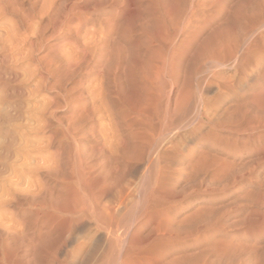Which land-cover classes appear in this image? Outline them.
Here are the masks:
<instances>
[{"label":"bare ground","instance_id":"1","mask_svg":"<svg viewBox=\"0 0 264 264\" xmlns=\"http://www.w3.org/2000/svg\"><path fill=\"white\" fill-rule=\"evenodd\" d=\"M228 1L0 0L36 80L2 114L0 264H264V0Z\"/></svg>","mask_w":264,"mask_h":264},{"label":"rangeland","instance_id":"2","mask_svg":"<svg viewBox=\"0 0 264 264\" xmlns=\"http://www.w3.org/2000/svg\"><path fill=\"white\" fill-rule=\"evenodd\" d=\"M241 1H243V0H241ZM249 0H246V2H248ZM253 1V0H252ZM257 1L259 2H261V0H254L253 1V3L255 2V3H257ZM239 4V3H243V2H240V0H230V1H228V3H227V5H228V7H231V6H234V4ZM245 2V1H244ZM249 2H251V0L249 1ZM234 3V4H233ZM252 3V2H251ZM233 4V5H232ZM242 5V4H241ZM2 11V12H1ZM6 12L5 11H3L1 8H0V117L1 118H3L2 119V121H1V118H0V122H2V124H0V140L2 141V139H3V137L5 136V133H6V130H7V127H8V124H6L7 123V121H10L9 119H8V114H9V111H11L10 113H12V108H11V100H12V98H11V95H10V90H9V87L10 86H17V87H19L20 86V88L22 89L23 88V86H24V88L22 89L23 91H28V90H33V88H35V83H36V80L33 78V76L34 75H32V74H34V73H32V69H33V72H34V65H32V62L30 61L29 62V59H28V57H26L27 55H28V50H29V45L25 42V41H23V40H21V39H24V37L23 36H26V35H23L24 33V31L19 27V26H15V25H17V24H13V22H15V21H17V23H18V18H17V16H15L14 14H10V13H8L7 12V14H5ZM13 21V22H12ZM12 24H13V26H15V27H18V28H15V27H13L12 26ZM13 28H15V29H17L18 31H17V33H16V30H13ZM6 29V30H5ZM30 29V28H29ZM10 30H11V33L12 32H14L16 35H17V37H18V39H16L17 37H16V35L15 34H11L10 33ZM7 31H9V33H6ZM29 31L30 30H27L26 32L29 34ZM23 33V34H21V33ZM7 34H10V35H7ZM4 35H5V37H4ZM7 36H9V39H10V37L12 38L13 36H15V39H14V37H13V39L11 40L12 42H10V40L8 39V37ZM21 37H23V38H21ZM5 38H7L8 40H4ZM23 41L24 43H22V42H20V43H22V46H21V44L19 43V41ZM16 41H18V43H16ZM15 43H16V45L18 44L20 47H22V49L17 45H15ZM28 45H26V44ZM16 46V47H15ZM13 47H15V48H13ZM18 47V48H17ZM25 50V51H24ZM27 50V51H26ZM26 52V53H25ZM24 54H26V56L24 55ZM23 59V60H22ZM2 61V62H1ZM31 63V64H30ZM3 64V65H2ZM17 67V68H16ZM6 69V70H5ZM16 69V70H15ZM4 70V71H3ZM13 70H14V72H13ZM8 71V72H7ZM16 71V72H15ZM18 71L19 72H21V73H19V75H16V74H18ZM11 72H13L14 73V78L16 79V80H18V81H15L14 80V78H11L10 79V75H9V73H11ZM16 73V74H15ZM5 74V75H4ZM3 75V76H2ZM21 75V76H20ZM32 75V76H31ZM7 78H6V77ZM24 76V77H23ZM30 76H31V78H30ZM9 77V78H8ZM19 77V78H18ZM21 77V78H20ZM28 77V78H27ZM3 78V82L1 81V79ZM30 78V79H29ZM13 79V80H12ZM246 78H244L243 76H239V77H237L236 78V81L239 83V84H241L242 86H245L244 88L245 89H247L249 86H250V81H249V79L247 78L246 80H245ZM20 80H22V81H20ZM23 80L25 81V82H23ZM27 81H28V83H27ZM35 83H34V82ZM241 83H240V82ZM243 81V82H242ZM8 82V83H7ZM16 82H18L17 84H16ZM23 84H22V83ZM32 82V83H31ZM3 83V84H2ZM19 83H21V84H19ZM26 83V84H25ZM33 83H34V85H33ZM4 84H6L5 86H4ZM246 84V85H245ZM32 85V86H31ZM28 86V87H27ZM30 86V87H29ZM3 87V88H2ZM6 87V88H5ZM27 87V88H26ZM8 88V89H7ZM27 89V90H26ZM7 90H8V92H7ZM8 93H9V95L10 96H8ZM9 97V99H8V97ZM25 97V96H24ZM22 98V97H21ZM37 100L39 101H37V102H35V103H33L34 105H38V106H41V102L42 101H40L41 99L40 98H37ZM39 103V104H38ZM34 105L32 106V107H34ZM10 107V108H9ZM8 109H10L9 111H8ZM22 109V108H21ZM7 110V111H6ZM25 110V109H24ZM24 110H20V109H17V112H20L21 111V113H19L20 114V116H21V114L23 113V115H24ZM32 110H33V112L35 111V107L34 108H32ZM3 111V112H2ZM6 112L8 113L7 114V117L4 119V117L6 116ZM5 114V116H3V115ZM10 115V114H9ZM6 119H8V120H6ZM6 121V123L4 124V122ZM18 121H22V119H20L19 118V120ZM23 121H24V118H23ZM34 121V120H33ZM36 121V120H35Z\"/></svg>","mask_w":264,"mask_h":264}]
</instances>
